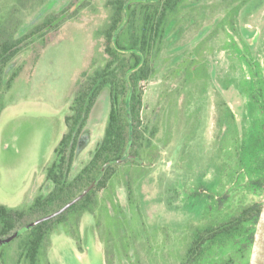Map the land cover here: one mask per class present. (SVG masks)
Listing matches in <instances>:
<instances>
[{"label":"rangeland","instance_id":"rangeland-1","mask_svg":"<svg viewBox=\"0 0 264 264\" xmlns=\"http://www.w3.org/2000/svg\"><path fill=\"white\" fill-rule=\"evenodd\" d=\"M12 1L3 0L0 10ZM107 1L46 0L35 13H24V32L44 15H75L60 26L54 25L45 41L34 40L4 73L0 87V205L25 210L35 197L50 190L49 183L40 181V174L45 175L53 148L64 132V117L78 86L105 61L102 33L110 16ZM241 1L240 12L234 18L236 29L245 25L249 31L262 27L263 37L264 0H239L232 4H227L228 0H187L173 19L161 52L154 58L155 73L142 85L141 117L147 128L156 130L153 142L159 156L138 189L142 238L135 241L133 249L129 247L126 257L121 250L113 253L114 264H175V251L186 236L185 229L188 224H198L200 218L199 209L186 203V189L203 188L213 196H221L225 189L242 184L249 161L240 151L243 131L249 125L242 123V100L234 90V82L224 88L225 73L216 71L208 92L203 94L207 99L202 97L197 104L195 96L202 94H194V86L203 85V81L188 75L206 58L214 61L209 53L222 42V34L215 31L209 45L207 35ZM263 45L260 39L252 54L264 59ZM17 68L19 72L5 88L3 85ZM220 74L222 80L218 78ZM220 99L235 113L237 124L217 123L222 110L215 104ZM108 110V91L104 90L89 114L76 151L74 171L89 159L102 137ZM117 194L128 216L123 187ZM234 194L230 195L232 200L241 197L245 201L243 194ZM251 198L247 196V201ZM79 226L82 252L59 225L43 248L41 264H108V250L94 219L85 214ZM107 229L105 225L100 227L101 231ZM22 239L23 236L3 246L4 263L13 264Z\"/></svg>","mask_w":264,"mask_h":264},{"label":"trees","instance_id":"trees-1","mask_svg":"<svg viewBox=\"0 0 264 264\" xmlns=\"http://www.w3.org/2000/svg\"><path fill=\"white\" fill-rule=\"evenodd\" d=\"M186 1H107L110 16L102 33L105 61L78 86L64 117V132L45 167V181L51 188L46 195L35 197L25 210L0 205V239L11 237L30 223L53 214L93 182L95 185L61 215L15 238L23 236L13 264H41L43 248L59 225H63L82 252L79 222L85 214L94 219L98 235L106 244L108 264H114L113 253L121 250L126 257L129 247L133 249L135 241L142 238L144 225L138 189L159 156L157 144L153 142L156 130L147 128L141 117L142 85L154 75V58L159 55L173 19ZM237 1L228 0L227 4ZM45 3L46 0H13L0 10V87L5 71L18 55L34 40L45 41L54 25L60 26L75 15L67 12L44 15L28 32L21 31L24 13H35ZM241 4L242 1L237 6ZM19 70L10 74L3 85L5 88L8 89ZM256 76L258 86L264 88L261 74ZM104 90L108 91L109 110L103 135L89 159L74 171L76 151L89 114ZM261 108L264 110V104ZM243 135L240 153L243 152L241 155L249 161V166L242 184L225 189L221 196H213L203 188H187L184 192L186 203L199 209L200 218L198 224H188L185 229L186 236L175 251V264H249L264 201V124L249 125ZM122 187L128 216L118 200L117 190ZM232 193L243 194L245 201L241 197L238 201L232 200ZM247 196L252 198L247 201ZM103 225L108 226L106 232L100 230ZM3 246L0 245V264H6L1 252ZM133 253L137 254L136 249Z\"/></svg>","mask_w":264,"mask_h":264},{"label":"flooded vegetation","instance_id":"flooded-vegetation-1","mask_svg":"<svg viewBox=\"0 0 264 264\" xmlns=\"http://www.w3.org/2000/svg\"><path fill=\"white\" fill-rule=\"evenodd\" d=\"M237 5L232 6L229 12L216 24L218 28L207 35L208 39H206V43L209 45L215 31H220L222 34V42L209 53L211 55L209 57H212L214 61L206 58L200 67L193 69L192 73H188V75L203 81V85L194 86V89L197 90L194 91V94H202L201 96H195L196 103L198 104L200 98L207 99V96H203V94L208 92L209 85L211 86L212 82L211 78L216 74V71L217 74L220 71L224 72V79L222 80L221 74L218 78L222 80L226 89L231 87V82H234V90L242 100V123L244 125L264 124V110L261 108L262 104H264V88L258 86L256 76V74L259 76L261 74V78L264 81V59L260 54H252V50L258 47L260 39L264 44V36L262 37L263 29L262 27H258L254 28L253 31H249L247 25L236 29L234 18L240 12L241 7ZM218 102L215 104L216 108L222 110V113L217 123L219 125L223 123L229 125L237 124L236 115L228 104L222 99Z\"/></svg>","mask_w":264,"mask_h":264},{"label":"water","instance_id":"water-1","mask_svg":"<svg viewBox=\"0 0 264 264\" xmlns=\"http://www.w3.org/2000/svg\"><path fill=\"white\" fill-rule=\"evenodd\" d=\"M104 168L102 169V171ZM95 185V182H93L87 189H85L79 196H77L75 199L70 201L68 204H66L64 207H62L60 210L54 212L51 215H48L46 217H43L41 219H38L37 221L30 223L29 225L23 227L21 230L15 232L11 237H8L6 239H0V245H6L10 242H12L15 238L23 234L24 232L30 230L31 228L37 226L38 224L45 222L47 220L53 219L62 213H64L67 209H69L71 206L76 204L78 201H80ZM249 264H264V201L263 205L260 211V215L257 221L255 233H254V239H253V245L251 250V255L249 259Z\"/></svg>","mask_w":264,"mask_h":264},{"label":"crops","instance_id":"crops-1","mask_svg":"<svg viewBox=\"0 0 264 264\" xmlns=\"http://www.w3.org/2000/svg\"><path fill=\"white\" fill-rule=\"evenodd\" d=\"M43 167V166H42ZM41 180H44V182H46L45 181V175H44V173L43 172H41V174H40V181ZM58 257H59V254H58Z\"/></svg>","mask_w":264,"mask_h":264}]
</instances>
